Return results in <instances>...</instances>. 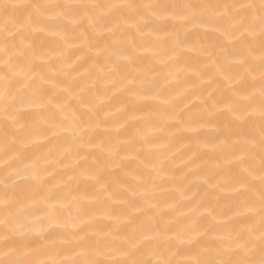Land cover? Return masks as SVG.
<instances>
[{"label": "snow or ice", "instance_id": "1", "mask_svg": "<svg viewBox=\"0 0 264 264\" xmlns=\"http://www.w3.org/2000/svg\"><path fill=\"white\" fill-rule=\"evenodd\" d=\"M69 18L86 32L90 29L100 44L105 30L115 38L121 30L122 35L144 34L154 23L178 21L185 27L207 26L236 48L235 62L228 59L220 67L232 92L225 101L224 114L228 117V135L234 137L231 148L239 169L232 177L238 199L230 211L245 218L242 226L220 234L196 219L177 229L171 222L134 217L139 222L128 234L119 229L94 228L97 217L83 218L86 213L69 183H52L48 167L51 154L29 163L31 154L18 150L17 145L27 147L58 135H69L74 142L87 135L91 122L86 118L91 108L79 113L73 110L69 118L65 113L71 105L48 97L45 84L51 77L37 72L36 61L43 56L31 39L36 33H57L62 26L66 30ZM102 53L110 66L109 79L138 67L135 59L139 47L134 40L124 49L105 46ZM120 61L127 64L122 68ZM124 79L129 83L139 80L142 88L151 86L146 72L128 73ZM79 102L86 104L83 97ZM37 110L47 112V116L26 123ZM0 124L4 156L16 153L5 159L4 178L0 180V264H264V0L0 2ZM140 139L147 142L146 137ZM98 147L112 154L107 145ZM100 167L97 164V169ZM88 179L100 184L92 199L100 201L103 197L105 202L118 201L143 211L125 199L128 189L119 196L113 193L100 171L91 170ZM61 188L71 203L63 205L64 211L58 214L50 202L60 199ZM88 198V194L82 197ZM100 211L106 217L113 215L106 204ZM162 235L166 241L161 240ZM177 242L184 246L177 248Z\"/></svg>", "mask_w": 264, "mask_h": 264}, {"label": "bare ground", "instance_id": "2", "mask_svg": "<svg viewBox=\"0 0 264 264\" xmlns=\"http://www.w3.org/2000/svg\"><path fill=\"white\" fill-rule=\"evenodd\" d=\"M22 4L94 2L110 0H0ZM124 2V0H121ZM137 3H231L233 0H135ZM250 2V0H249ZM123 30H121L122 32ZM118 32L113 38L106 30L103 43L85 27L71 23L57 33H36L31 39L43 56L37 60V72L51 81L45 84L50 99L70 104L65 113L87 112L91 124L87 135L74 142L69 135H58L49 141L17 145L20 152L31 154V163L51 154L48 167L53 184L68 182L79 199L84 219L97 217L93 227L119 229L130 233L139 221L149 217L161 224L171 222L177 229L193 219L213 226L220 234L243 225L245 218L230 211L238 199L232 177L239 170L237 156L228 135L225 101L232 97L230 86L221 70L228 59H237L236 48L219 32L207 26H183L178 21H160L144 34ZM134 40L139 47L138 67L122 70L118 77L108 78L110 66L102 48L124 49ZM97 45L92 47V45ZM147 45V48L144 46ZM153 53H156L154 56ZM120 65L127 64L120 61ZM150 74V87L129 83L128 73ZM65 89L68 92H65ZM86 104L79 102L80 98ZM212 114V115H210ZM47 116L34 111L26 123ZM146 137L144 142L140 137ZM107 145L111 155L98 145ZM3 126L0 124V180L4 178ZM97 164L101 167L97 169ZM98 170L104 183L119 196L128 189L125 199L142 212L118 201L92 199L100 184L88 179ZM70 177L72 178L70 180ZM56 205L59 214L71 197L61 188ZM135 193V194H133ZM88 194V199H82ZM67 197V198H66ZM106 204L113 215L106 217L101 207ZM154 205V207H153ZM209 212L212 214L209 215ZM75 214V213H74ZM235 217V218H234ZM87 227V225H85ZM162 241L167 237L162 235ZM167 247V245H165ZM177 242L176 247H183Z\"/></svg>", "mask_w": 264, "mask_h": 264}]
</instances>
